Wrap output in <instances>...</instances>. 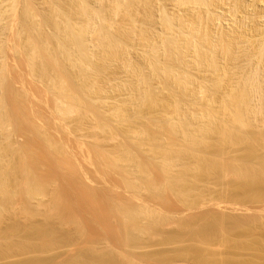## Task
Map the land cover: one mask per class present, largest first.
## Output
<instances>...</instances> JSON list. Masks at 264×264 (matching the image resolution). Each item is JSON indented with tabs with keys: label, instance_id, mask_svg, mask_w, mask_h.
Here are the masks:
<instances>
[{
	"label": "rangeland",
	"instance_id": "1",
	"mask_svg": "<svg viewBox=\"0 0 264 264\" xmlns=\"http://www.w3.org/2000/svg\"><path fill=\"white\" fill-rule=\"evenodd\" d=\"M33 1H35V2H33ZM71 1H72V3H71ZM73 1H74V5H73ZM75 1L76 0H67V1L66 0H58V1L57 0H48V1L47 0H27V4H26V0H0V11H1L0 14H2V15H0V18H1L0 19V30H2V31H0V45H1L0 50H2V51H0L1 52L0 53V76L3 78V79L0 78V105H1V107H0V121H1L0 122L1 123L0 129L2 127L4 128L3 130L1 129V131H0V134H1L0 135V138H1L0 139V148H1L0 153L2 154V156H1L2 158L0 159V163H1L0 166L3 168V169L0 168V171L2 170L1 173L2 172L4 173V171H5V173H4L5 175L1 176V178L3 177L4 180H1L0 182L4 181L2 184L3 186H4V183H7V184H5L4 188L1 187L2 193H4V194L0 193L1 194L0 195V197H1L0 198V204H1L0 206H2L0 208V212L3 210L5 211L4 212L5 214L3 213L2 218H1L3 221H0V226H1L0 227V231H1L0 232V250H1L0 251V264H29V263L30 264H37V263L38 264H77V263L78 264H84L85 262L88 263L89 259L96 264H98V263H103V264H221L220 259L218 257H217L218 258L217 259L214 256V253H222V252H232V253L234 252L236 254H239V256H237V258H236V261L238 264H245V263L246 264L247 263L248 264H264V188H262V189H247V190H240L239 191L238 189L233 187V184L236 183V179L233 176H231L233 174L231 171V169H232L231 163H230V165L228 163L231 161V158L236 154H231V156H230L231 158L228 157L230 152L232 151L230 148H229L231 150L230 152L228 151L229 149L228 150L226 149V151L224 153L222 152L223 154L221 153L222 156L219 154L220 164L223 166L225 165L223 167V169H222L223 171H221V173L220 172L215 173V175L212 173L213 178H212V175H210L211 173L208 174V175H210V178L213 179L212 181H210L211 179L210 178L208 179V177L207 178L204 177V178H206V181H205V179H203V181H202L201 178L198 179V182H195L196 180L194 181V184H193L191 190L194 189V185L196 186V188L194 189L193 192L192 191H191V193L189 192L190 196H189V198L187 197L188 198L187 202L189 201L190 197H191V201H189L187 203L185 200H183V198H181V196H182L181 194L179 195V193L174 191V189L170 190L169 188H167L169 190V192L165 191L163 193V195H160V197H158L157 195H155L156 193L154 194V192H151L149 189H151L150 188L151 183H153V184L157 183L158 185H160L162 187L167 184V182L165 181L166 180L165 176L161 175L162 171H160V169H157L156 165L153 163V162H155L156 164L157 163L159 164V161L157 162L156 159L151 160L152 161L151 164H153L152 165L153 169L150 168V170H152V171H150V173H151L150 176L152 175V180L149 179L150 178L149 177V178L140 180V182H139L138 179L135 180L136 177L133 174L134 171L132 173H129L131 180L132 181L134 180L136 182L138 181V183H140V187L141 186L143 187V188L141 187L140 189L138 188L137 191L136 190L132 191L133 189L129 188L130 185L127 182L128 181L127 178L129 180H130V178L128 177V175H126L125 173L120 171L119 168L118 169L114 168L115 164L113 163V160L111 158L112 155H109V153L113 154L114 151L116 150V147L120 144L119 142L116 141L117 138H119L117 140L121 141V143L124 141V137L122 135H120L121 132L119 130L122 131L126 128L132 129V128H137V127L139 128L140 127L138 125L140 123H138V124L135 123L137 121L135 117H134V119H132V121L133 120H135V121H133V122L131 121V123L128 124L127 127H124V128H122L118 123L115 122L113 124V123H110V122H112L110 119H106V121L110 123L109 126L111 125L110 130L112 129L113 131H115V133H116L115 135H118L117 133H119V135H118L119 137L116 138V136H115L114 137L115 141H114V138H113V140L109 139L108 137H106V134L104 135L102 133L101 134L97 133L96 135H98V134L99 135L95 136V139L98 140L97 141L98 144L95 145L94 139L88 138L89 137L88 135H91V134L88 133L85 135L86 132L80 133V132H83V130H81L79 132V126L83 124V121L86 122L83 125H86L88 123L87 121H89L86 118H85L86 120L84 119L85 116H83V115L81 116L80 114L77 115L78 113L73 114V117L71 118L72 119L71 120L70 119L71 116L69 118H65L63 115H61L59 113L60 111L59 112L56 111V108L54 107L55 104H54L53 92H51V89L53 88V86L50 89L51 85L53 84L51 82L53 80H55L56 77H58L57 75H62L61 72L63 69H64L63 73H65L66 68L67 69L71 68L70 70H73L74 67L71 65H70L71 67H68L69 65L66 64L68 61L65 60V56H64L63 51H61L59 49V47H56V45L55 46L53 45V44H55V40H54L55 38L54 37L52 38V36L53 35L55 36L56 33L54 32V30H52V28L55 29V26L53 25V23H50V22L54 19L53 22L55 23V18H56V20H60V21L64 19V15H61L62 13L58 12V10H56L57 8H59V5H60L63 8L68 9V10H69L70 6H74V8L70 7L73 9V10L70 9V11L71 10L73 11V12L72 11L71 12L73 14L72 18L75 20L74 22L77 23L78 25L80 23H82V25L86 24V23H83V21L86 22V20H88V17L86 16V14H83V11L81 12L80 9L78 7H76ZM92 1H93V3H92ZM100 1L99 0L98 1L87 0L85 4L89 8V10L91 9L90 12L94 11V9H95L94 12L96 14H98L99 11L101 10L100 13L101 14L103 13V18L105 17L104 16L105 14L106 15L109 14V16H110V13L107 12V10L110 8V6H108L109 4L107 3L108 0H104V1L100 0ZM102 1H103V3H102ZM131 1L132 0H129V1L123 0L122 4L124 5L125 9L123 8L122 12L118 16L115 17L116 20L114 18V20H115L114 22L117 23L118 21L121 20L122 22L120 21V23L119 22L118 23L119 24L123 23V25L121 27V25L117 26V25H119L118 23L113 24L115 26L112 29L114 30V29H116V27H120V30H121L124 27V24H125L124 22L126 21V19H127L126 22H128L129 20L133 21L135 19L136 23H134L135 27L133 29H136V27H137L138 31H136L137 37H135L134 43L135 42L137 43L139 40H140L139 44H141L143 42V38H140V36L142 34H140L138 32L142 31V33H144V30H145V33H148V37L149 36L152 37L151 34L156 35L153 37H157V35L161 36V34H162V36L163 35L164 36L169 35L168 37L172 38V36H170V34H168V33L166 34V32H169V31H166L167 27L165 26V23H164V26H165L166 30L163 27V23H161L163 20H165L166 17L164 18L163 15L167 11L170 14L166 13L165 16H168V18H169V16L170 17L172 16L171 20L172 21L176 20V21H173V23L176 22L174 24V26H176L175 28H179L180 23L182 21H183L182 22L183 24L189 25L188 21H189V23H192L193 20L199 21V19L201 18L200 23L202 22V26H201L202 28L201 29L203 31V32L202 31L201 32L204 33L207 29H208L207 30L208 33H210L211 31H216V32L218 31L216 34L218 35V37H221V38H222V36H225L224 32L226 33L227 30L228 31H240L241 28H242V30L247 29L246 32L250 33L248 35H250L251 39H253L255 37V39H253V40L258 41V42H256V41L251 40L252 44L249 46H251L252 48L248 47V49L254 50L257 48V51L260 49L259 50L260 52H261V50L264 52V50L262 49V46H264V44H261L264 42V29H263L264 28V26H263L264 25V19H263L264 18V0H219V2L216 0H206L208 2L212 1L211 3L209 2L210 4L207 2L209 8L211 5H213L211 8L212 12L210 10H206L208 8V6L204 7V6H206V5H204L205 3H202L203 4V7H202L200 5L201 2H200V4L198 2V5H200V6L197 7L198 5L196 4L197 3L196 0H195L196 2L193 1L191 6H186L188 8L185 7L187 11L184 8L185 5L179 6L180 5L179 2L181 0H178V2H177V0H171V1L170 0H149V1L148 0H142L143 2L141 0L140 1L138 0L135 2L132 1V3H131ZM144 1H146V2L144 3ZM173 1H174V3H173ZM61 2H63L64 4H67V7H65L66 5H64V4H63L64 5L63 6ZM108 2L110 3V1H108ZM129 2L131 3V5L129 4ZM136 2H137V4H138V2L140 4L137 5ZM214 2L217 4H215ZM49 3H52V4H49ZM133 3H135V5ZM219 3H221V4H219ZM29 4H31V5H29ZM68 4H70V5H68ZM146 4H147V6H146ZM177 4H179V5H177ZM240 4H241V6H240ZM27 5H28V7H26ZM51 5H53V6H51ZM103 5L106 6L105 9H104ZM125 5H126V7H125ZM174 5H176V6H174ZM193 5H195V6H193ZM45 6H47V7H45ZM127 6L128 7H131V6L136 7V9H134L133 7L128 8ZM236 6H237V8H236ZM213 7L217 8L216 11H219V8H220L221 11L215 12V13H218L217 14L218 16L211 17L214 15L215 8L213 9ZM25 8L28 9L29 11H27ZM30 8H31V10L32 9H34V10H32V12H31ZM76 8H78L79 12H81L82 14L77 12L78 9H76ZM49 9H50V11H49ZM65 9H64V11L69 12L68 10H65ZM126 9H128V10L132 9V12H133V10L135 12H133V14H132V12L129 13L131 10L127 11ZM2 10H3V12H2ZM104 10L106 12H104ZM150 10H152V11L150 12ZM25 11L28 13H26ZM44 11L46 12V14ZM64 11H63V13H64ZM123 11H124V13H123ZM29 12L32 15H28ZM71 12H69V14H71ZM152 12H154V13H152ZM194 12H195V14H197V16L194 14ZM204 12L207 13L208 15L207 14L205 15ZM210 12H211V14H210ZM228 12H230V13H228ZM212 13H213V15H212ZM222 13H224V14H222ZM56 14L59 16L58 18L56 16ZM121 14H123V16ZM156 14L159 16H157ZM200 14L201 15L203 14V16H201ZM4 15L6 18L4 17ZM76 15L77 16L80 15L79 16L80 18L79 17L76 18L77 17ZM127 15H131L134 18L132 19L131 16H127ZM148 15H149V17H148ZM194 15H195V17H193ZM235 15H236V17H235ZM28 16L34 17L35 21H37L36 23L39 24L40 26H41V22H43V24L40 28L43 27L41 32L43 31L42 33H43L44 38L46 39V37H45V35H46L48 42H49V39H50V41L54 40V42H50V43H52L51 46H54V47H51V49H53L54 53L57 52L56 54H54V57H55V59L58 57L57 58L58 61L57 60L56 61L59 63V64L57 63V66L59 68L57 67L58 69H56V67H55V72H54V68H52V65H50V63L48 62V64H47L48 66L46 67V70H45V67L43 69V71H45V77L43 75L44 72L41 69L42 67L39 64L38 65L40 68L36 67L38 65H36V66H35V64L33 65V63H35V62L32 61V58L29 54L30 51H27V48H28V50L30 49L29 47H27L28 36H26V33H25V29H26V27H28L29 22H30V20H28ZM37 16H38V18H37ZM81 16L83 19L81 18ZM85 16L87 18H85ZM109 16H106L107 19ZM126 16L128 18L130 17L131 19L130 18L128 19ZM146 16L148 18H151L152 21L154 20L153 22H155V23H153V22L149 23L148 21H146V18H147ZM173 16H175L174 19H173ZM205 16H207V17H205ZM222 16L223 17L226 16V17L222 18ZM232 16H233V20H232ZM39 17H41V18L39 19ZM49 17H51V18L54 17V18L49 19ZM123 17H125V18H123ZM176 17H177V19H176ZM196 17L197 18L199 17V18L197 19ZM202 17L204 20H202ZM218 17H220V18H218ZM242 17H243V19H242ZM251 17H253V18H251ZM65 18H66V15H65ZM67 18H69V17L67 16ZM75 18L79 19V21L76 20ZM161 18L163 20H160ZM181 18H183V20ZM188 18L189 19L191 18L190 19L191 21ZM192 18H194V19L192 20ZM205 18H207V19L209 18V20H207ZM213 18H214V21L217 18L219 19V21H221V23H220L219 21L217 22L218 19L216 20V23L219 26L218 27H217V25L214 26L215 29H214V27L210 28L215 23V22H213ZM223 19H225L226 21ZM45 20H48V22ZM159 20H160V22H159ZM236 20H237V22H240V23H237ZM245 20H246V22H244ZM207 21H208V25L210 27L207 25ZM209 21L212 23H210ZM230 21H231V23H230ZM96 22H97V20H96ZM147 22L149 25L151 24L152 26L151 25L149 26L148 24H146ZM177 22H179V24ZM203 22L205 24H203ZM225 22H227L226 24L229 27L225 24ZM48 23H50V24L45 26V24H48ZM97 23H99V21ZM129 24H128V26H129ZM160 24L162 25V27H160ZM176 24H178L179 27ZM222 24H223V26H222ZM232 24H234V25H232ZM8 25H9V27H8ZM204 25L208 26V27L206 26L207 29L205 28ZM241 26H243V27H241ZM126 27H127V23L125 24L124 28H126ZM153 27H154V29H149V28H153ZM244 27H245V29H244ZM128 28L129 27H127V29ZM171 28H172V30L174 29L173 26ZM22 29L24 30V33H23V31L21 32ZM118 29L114 30V32H112L113 31L112 30L111 32H112L113 36H116L118 34V38L121 40L123 38V35L125 34L123 32H127V30L126 29H124V31L121 30L120 32L123 34L122 35L121 33L118 32L119 31ZM157 29H159V30H157ZM161 29H163V30H161ZM209 29H211V30H209ZM96 30H98V29H96ZM154 30L155 31L157 30L159 33L157 31L154 32ZM174 30L175 31L170 30L171 34H172V32H174L172 34L173 38H174V36H176L175 34L177 33L178 29H174ZM255 30H256V32H255ZM67 31L69 33V30H67ZM219 31L222 34L219 33ZM251 31H253L254 33H252ZM44 32H46V33H44ZM115 32H117V33L114 34ZM149 32H153V33L149 34ZM164 32H165V34H164ZM178 32H181V31L179 30ZM20 33H22V34H20ZM72 33H73V31H72ZM208 33H206V34H208ZM251 33H252V36H251ZM96 34H97V32L95 33V35L92 36V38L96 37L97 36ZM177 34L178 35L176 37H178L180 33H177ZM257 34H258V39H256ZM4 35H6V36H4ZM98 35H99V33H98ZM127 35H125V38H123L124 40L126 39ZM21 36H23V37H21ZM166 37H164V40L165 39L167 40L168 37L167 38ZM181 37H182V35H180V37H178V38H181ZM114 38H116V37H114ZM136 38H138V39H136ZM161 38L162 37H160V38L157 37L156 39L157 40L160 39L159 41H161ZM96 39H97V37H96ZM181 39H183V38H181ZM162 40H163V38H162ZM89 41L91 42L92 39H90ZM94 41H95V39H94ZM94 41H92V43L89 42L90 44L88 43V41L86 42L87 47L90 45L92 46V47L90 46L91 48H89V50L93 49L92 51H89V52H91V54H89V52L88 53L85 52L86 55L83 54L84 56H81L82 59L84 58L83 61L86 60L84 62L85 64L87 63L86 66H89L88 62L90 63L91 58H93V56L96 57L95 55H97V57L93 58V59H95V60L97 59L96 60L97 62H99L100 57H102V59H103L100 61H103V62L109 59V57L107 59V54L103 56V54H102L103 52L100 53L102 48L99 49V47H97L99 42L95 41V45H94V43H93ZM97 41H98V39H97ZM123 42L121 44L125 45V43H123ZM125 42H127V41L125 40ZM256 43H257V45H256ZM182 44H184V43H182ZM259 44H261V45H259ZM143 45L144 44H142L141 46L140 45L138 46V44H136L137 47L136 46L135 47H126V45L122 46L120 48L121 49L120 53L122 56L119 55V57H121V58H118L117 61H115V63H117V64H113V66L110 68V70L113 71V74L111 71H110L111 74H110V72L108 73L107 71H104L107 69H104L103 66L101 69L98 68V67H100L101 64H99L97 67V69H99V70H96V71L94 70V72L92 70H90L92 72H90L89 74L93 75V73L101 71L100 73H96L98 75V77H100V82L98 80V83L100 84V86H103V84H104V87L106 86L107 83H110V84H107L109 86L105 87V88H107L106 90H108L109 88L113 87L115 84L114 81L111 84V82H112L111 76H113L114 73L118 70V69L115 70V68H117V67L120 68L121 66L123 67L125 64L127 65L128 63L132 67H135L138 65L142 66L144 69L146 67L147 69L149 68L148 72H150L149 75H147V76L149 77V79H152V81L150 80L151 83L153 82L152 88L150 89V93H152V95H150V97H153L152 99L156 100V101H158V100L163 101V99L169 98L168 96H169L171 90H173V91L175 90V92L176 91L178 92L181 85L179 83H176L173 79H171V80L167 79L166 80V78H164V80H166V81H164L163 78L161 77L162 75H159V74L157 75L156 73L152 72L153 70L150 67H147L148 63H146V61H148V59H146L145 57H147L149 55V53H151V50L149 47H144ZM185 46L186 47H183L184 48L183 50H188L189 47L187 48L186 44H185ZM56 48H58L57 51H56ZM124 48H126V49H124ZM127 48L128 49L131 48V49L128 50ZM105 49L106 48H104L102 51H104ZM123 49H124V51H123ZM249 50H247L248 53H249ZM253 50H251V52H250V57H249V54L247 52H246L247 55L244 54L245 52L242 53L245 55V57L247 59L244 57H241L242 54L238 55L240 58H244V59L243 60L242 59L236 60V61L240 62V63H238V62L237 63H238V65H240L241 68H237L238 65L236 66V64H235L236 61L234 62L235 66H236V70H235V66H233L234 64H231L230 58L226 61L227 58L225 56H223V53L221 51H220L221 54L220 53L216 54L217 56L214 57V60L215 59L217 60L218 58L223 56V59L221 57L217 61L219 63V61H221V59L225 60L224 62L222 61V63H224L225 65L224 64L222 65V63L220 62L221 66H225V67H226V64L228 62L227 70H229V72L227 70H225L226 68L224 67V70L228 72L227 73L228 76L230 74V68L233 66L232 70L234 69V71H231L232 72L231 75H233L231 77H233L232 79L234 82L237 81V79L234 80V77L239 74L240 69H241L240 72H242V71L245 72L244 74H246L248 76V78H249V74L252 76L253 74L258 75L259 73H262V75L259 74L261 76H258L259 80H257V82H259V83L261 82L260 84H261V87L263 89V90H261V92L263 91L262 92L263 95H262V93H260V95H262V97L260 95L257 96L258 98L261 97V98H259V102L261 104L258 102L257 98H256L257 100L254 98L255 99L254 101H257L255 103L256 104L258 103L257 106L261 105V107L260 106L256 107L257 108L256 110L257 111L259 110L258 112H261L264 110V109L261 110L262 107H264V106H262V105H264V85L262 84L263 83L262 80L264 79V77H262V76H264V73H263V71H264L263 70L264 69V65H263L264 64V61H263L264 56L262 55L263 52H261V57L263 59H260V57L258 58L257 55L259 56V54H257V55H255V54L259 53V51L257 52L256 50H254L255 51L254 52ZM98 53L102 54V56H98ZM92 54H93V56H92ZM31 55H32V51H31ZM123 55H124V58H123ZM33 56L34 55H32V57ZM89 56L90 57L92 56V57L90 58ZM105 56H106V60H104ZM254 56L257 57L256 58L257 60L258 59L259 60L257 61L256 59H254ZM164 57L166 58V56H164ZM224 57L226 59H224ZM30 58H31V60H30ZM122 58H123V60H122ZM165 58L163 60V63H165L164 62ZM125 59H127L129 62L126 61ZM245 59L249 62H251V60L253 59L254 63L253 62L252 63H249V62L245 63L244 62ZM33 60H34V57H33ZM30 61H31V63L33 62L32 65H31V63H29ZM124 61H126L127 63ZM256 61H257V63H256ZM261 61H262V63H261ZM119 62H122V64ZM92 63H93V61H91V64ZM112 63H114V62H112ZM68 64H70V63L68 62ZM230 64H231V66H230ZM251 64H253V65H251ZM259 64H261L260 70L258 68ZM126 65H125V67H127ZM228 65L230 66V68H228L229 67ZM33 66L36 67L35 70H34ZM247 66L250 68L252 67L251 68L252 70H250V68L248 69ZM37 68L40 70H38ZM245 68H247V69H245ZM253 68H256L257 71H255ZM102 69H104V70H102ZM147 69H145V70H147ZM237 69H239L238 73H237ZM60 70H61V72H60ZM70 70H68V73H70V74H68L67 70H66V74H68L69 76L71 75V72H72ZM75 70H76V68H74L73 71H75ZM178 70L180 72V69H178ZM244 70H246V71L249 70V73L244 71ZM39 71H42V72H39ZM48 71H50V72H48ZM108 71H109V69H108ZM252 71H253V73H252ZM258 71H259V73H258ZM235 72L237 73L236 75H235ZM47 73L49 75L52 74L53 75V76L51 75L52 78L55 76V74H56V76L53 79H51V76L48 75L49 77L47 78V76H46ZM76 73H77V71L73 72V74H76ZM128 73H129V75H128ZM128 73H125V75L126 76L128 75V77H130L131 76L130 72H128ZM39 74H40V76H39ZM96 74H94V75H96ZM99 74H100V76H99ZM144 74L146 76V74H148V73L146 72ZM191 74L194 75L195 78H197V81L195 79L196 83L199 82L198 77H196L197 74L200 77L199 79H201V80L204 79V78H202L204 75L200 76L199 74H201V73L199 71H198V73L196 71H192ZM244 74L240 73L239 76L240 75L243 76ZM109 75H111V76H109ZM246 75H244V76L247 77ZM64 76L66 77L65 74L63 76H59V77L64 78ZM101 76H104V78H101ZM157 76L160 78H157ZM208 76H210V75H207V77ZM108 77H109V79H108ZM231 77L230 78L228 77V80L226 78V80L229 81V79H230V81H231ZM209 78H211V77H209ZM56 79H58V78H56ZM101 79L102 80L104 79L103 80L104 83L101 82ZM108 80H110L111 82ZM48 81H50V82L48 83ZM50 83H51V85H50ZM163 83H164V85H163ZM196 83H195V85H193L194 87L191 90L193 91L197 88L199 91V88H200V91H201L202 86L201 87H198V86H200L202 84V82H199L200 85L197 84L198 86L196 85ZM48 85H49V87H48ZM111 85H113V86H111ZM177 85H178V87H177ZM197 89L194 92H196ZM147 91H148V89H147ZM124 92H123V94H124ZM222 93H223V91H222ZM128 94H129V92L127 94H124L125 96H123V97L126 98V96ZM121 95H122V93H121ZM121 95L119 97L122 98ZM219 95H220V93L215 94V96L218 97V99H219ZM186 96H187V94H186ZM119 100L120 101H118V100L117 101L122 102L121 99H119ZM122 100H124V99L122 98ZM99 103L101 104V101H99ZM99 103H97V104H99ZM256 104L253 106H256ZM19 105H20V107H19ZM95 106H96V104H95ZM259 107H260V109H258ZM95 108H96L95 110L98 109L97 106ZM18 109H20V110H18ZM201 109L202 108L199 107V109L197 108V110L191 111L192 113L189 112L190 110L188 111V109H187L186 111L184 110L185 113H182L183 111H181L182 115L181 114H178V115H180L182 117L183 116L190 117V115H191V117L194 118V114L196 113L195 111H199L198 113H200V114L197 113L196 114L197 116L201 115V112H202ZM147 110L150 111L151 114L156 119L159 117H162V119H164V124L163 123L161 124L162 120L159 122L163 126L164 131L161 130L162 126H160V124L156 122L158 120H155V122L152 121V123L154 124V125L153 124L152 125L155 127H152V125H151L152 129L157 128V131L161 130L160 133L158 131V136L160 135V138H161V136L163 139L165 138L164 139L165 142L163 143L162 139L160 140V142L162 141V143L164 145L166 144L165 146L175 145V142H176L175 139H177V137L175 138V137L171 136L168 132V129L170 127L169 125H170L171 121L174 122L173 125L177 124V121L174 118L178 117V116L173 115L171 111H164V110L160 111L158 109L149 110L148 108H147ZM7 113H8V115H7ZM2 114H3V116H2ZM185 114H189V115H185ZM196 115H195V117H196ZM203 115H206V114L203 113ZM263 115H264V112L262 115H259L258 122L257 123L255 122L256 124H259V126L255 124V127H257V131H259L260 126H262L260 128L261 131L262 132L264 131V124H263L264 123V116ZM75 116H77V117L79 116L80 119H83V121H81V120H80L81 122L78 121L79 118L77 120V117H75ZM137 116H139V115H137ZM139 117H137L138 121H139ZM220 118H221V116H220ZM220 118L218 120H220ZM221 119H223V118H221ZM260 119H262L263 122L262 121L260 122ZM6 120H8V121H6ZM173 120H175V121H173ZM220 122H221V124H220ZM220 122H218V123L220 126H222L223 120H221ZM259 122L262 124H260ZM115 124H117V125H115ZM88 125H90V124H88ZM171 125H172V123H171ZM192 125H194V124H192ZM119 126H120V129L117 128ZM158 126H160L161 128H159ZM217 129H220V128L218 127ZM6 130H7V132H6ZM236 130H238V129L236 128ZM3 131H4V133H3ZM154 131H156V130H154ZM157 131H156V133H157ZM261 131H259V132H261ZM5 133L6 134L8 133L7 134L8 136ZM120 136L123 139H121ZM125 140H126V138H125ZM212 141L214 143L215 141H217V138H216V140L212 139ZM48 143H50V144H48ZM129 143L130 142H128V144H127V140H126L122 144L123 145L124 144L129 145L128 146L129 150H130V148L133 149L134 145H132L131 143L129 144ZM127 145H126V147H127ZM55 148H57V149H55ZM61 148L63 151L61 150ZM24 149H26V150H24ZM2 150L6 152L7 156H6L5 152H3ZM12 150H13V152H12ZM53 150H55V151H53ZM16 151H18V152H16ZM133 151H135V149H133ZM233 151L231 153L235 152V151L234 152ZM135 152H136V154L138 153L137 154L138 156L136 155L137 157H139V158L142 157V159L138 158L141 161V163H144L145 162L144 159L146 158V157H144L145 155L143 154V156H142L140 152H137V151H135ZM103 153L105 156L103 155ZM211 154H209V155L211 156ZM108 155L111 157H109ZM209 155H208V157H209ZM221 157H222V159H221ZM3 158H5V159H3ZM261 159L264 160V152H261ZM1 160H2V162L3 161H5V162L2 163ZM19 160H20V162H19ZM106 163H107V165H106ZM205 163L203 162V164H201L200 162H198L196 165L200 164L198 166L200 169V166L201 165H202L201 167H203V165L205 166ZM112 164H114V165H112ZM207 164H206V166H207ZM154 166H155V168H154ZM150 167H151V165H150ZM207 167L201 168L200 173L202 172L204 174H207V173H205L207 171L203 170V169L207 170ZM21 170H22V172H21ZM107 171H108V173H107ZM180 171H183V169L181 168V170H180V168H178V172H179L178 176H181ZM116 172H117V174H116ZM130 172H131V170H130ZM28 174L31 176H29ZM177 174L178 173H176L175 175L177 176ZM226 174H228V175H226ZM16 175H17V177H16ZM208 175H206V176H208ZM4 176H8V177L6 178ZM132 176H133V178H132ZM20 178L22 181L20 180ZM153 180H154V182H153ZM28 181H29V183H28ZM42 182H43V184L44 183L45 184L43 185ZM2 185L0 184V186H2ZM41 185L46 186V187H42ZM214 185H215V187H214ZM49 187H52V188H49ZM19 188L20 189L22 188V189L20 190ZM25 188H28V189L26 190ZM128 189H129V191H128ZM3 190H6V191H3ZM42 190H43V192H42ZM172 190L174 191V193ZM152 191H153V189H152ZM227 192H228V194H227ZM21 193H24V194H21ZM176 193L180 197L176 196L177 195ZM34 195H37V196H34ZM39 195H41V196L39 197ZM17 196H18V198H17ZM48 196H50V197H48ZM15 197H16V199H15ZM153 197H154V199H153ZM160 199H162V200H160ZM42 200H43V202H42ZM9 201H10V203H9ZM30 201H31V204H30ZM53 202H54V204H53ZM129 202H130V204H129ZM114 203H115V205H114ZM38 204H39V206H37ZM46 204H48V205L46 206ZM256 204H257V206H256ZM120 205H122V206H120ZM124 207L127 210L129 209L128 211L133 212V213L131 212V215H132V217L135 216L134 217L135 220L133 218L134 221L129 220V219L128 220L125 219V220H127V221H125L123 219L126 217L124 215H121V213L123 214ZM30 208H31V210H30ZM58 208H60V209H58ZM51 210H53L54 212ZM46 211H48V212H46ZM63 211H64V213H63ZM118 212H120V214ZM124 212H125V210H124ZM4 215H6V216H4ZM138 218H140V219H138ZM120 219H122V220H120ZM158 219H159V221H158ZM203 220H204V222H203ZM130 221H131V223H130ZM150 221L155 223V225L153 223V225H152L153 227L149 226V224L151 223ZM163 221H165V222H163ZM156 222H157V224H156ZM40 225H42V226L40 227ZM127 225H129V226H127ZM133 225L134 226L137 225V226L134 227ZM126 228H127V230H126ZM116 229H118V230H116ZM223 229H224V231H223ZM36 230H37V232H36ZM39 231H41V232H39ZM1 234H3V235H1ZM36 235H38V236H36ZM39 236H41V237H39ZM213 246H215V248ZM87 247H89V248H87ZM195 248L200 249L201 252L198 254H195V255L192 254V252H194L193 249H195ZM19 249H20V251H19ZM120 251H121V253H120ZM3 253H5V254H3ZM91 261L89 262V264L91 263Z\"/></svg>",
	"mask_w": 264,
	"mask_h": 264
},
{
	"label": "bare ground",
	"instance_id": "2",
	"mask_svg": "<svg viewBox=\"0 0 264 264\" xmlns=\"http://www.w3.org/2000/svg\"><path fill=\"white\" fill-rule=\"evenodd\" d=\"M48 1V0H47ZM58 1V0H57ZM67 1V0H66ZM87 0H76L75 1V5L76 7H78L80 9V11L82 12L83 11V14H86V16L88 17V20H86V22L83 21V23H86V24H83L80 23L79 25L77 23H75L74 19L72 18V8H74V6H70L72 8L69 7V10L68 9H65L63 8L62 6L59 5V8H57L56 10H58V12H61L62 14L61 15H64V19L63 20H56L55 18V23L53 22L54 19L50 22V23H53V25L55 26V29L52 28V30H54V32L56 33V35L52 36V38L54 37L55 39V44H53L54 46L56 45V47H59V49L61 51H63L64 53V56H65V60H67L70 64H68V62L66 63L67 65H69L68 67H71L73 66L74 68H76L75 71H77L76 74H73V70H70L71 68L67 69V73H68V70L72 71L71 72V75L69 76L68 74H66V70H65V73L64 72V69L60 70V72L62 73V75H57L58 79L55 78V80H53L51 83H53L50 87L51 89V92H53V98H54V107L56 108V111H60L59 113L61 115H63L65 118H69L70 116V119L73 117V114H77V115H83L85 116L84 119H88L89 121H87L88 123L86 125H83L84 123H86L85 121H83V119H80V117L78 116H75L77 117V120L79 118L78 121H83V124L79 126V132L81 130H83V132H80V133H85L86 134H91V135H88L89 137L88 138H91V139H94L95 141V145H97V141L95 139V136H98L96 135L97 133H102V134H106V137H108L109 139H112L116 136L119 137V133H117L118 135H115V131H112L110 130V126L109 124L110 123H118L122 128L124 127H127L128 124L131 123L132 119H134V117L136 118V122L135 123H140L138 124L140 127L138 128H132V129H124V130H119L121 132L120 135H122L124 137V141L125 142L127 140V144L128 142H130L132 145H134V148L135 151L137 152H140L141 155L143 156V154L145 155L144 157H146L144 160L145 162L144 163H141V161L139 159H142L137 157L138 153L136 154L135 151H133L132 148H130V150L128 149V146L126 147V145L122 144L121 141H118L117 138L116 141L119 142L120 144L116 147V150L114 151L113 154L109 153V155H112L109 156L112 158L113 160V163L115 164L114 168L115 169H120V171H122L123 173H125L126 175H128V177L130 178L129 176V173H132L134 171V176L136 177L135 180L138 179V181L140 182V180H143V179H146V178H149L152 180V175L150 176V168L153 169L152 165V161L151 160H154L156 159V161L158 162L159 161V164L157 165L155 162H153L157 169H160V171H162V174L163 176H165V181L167 182V184L165 186H160L158 185L157 183H149L150 184V188L149 189L151 192H154L155 195H157L158 197H160V195H163V193L166 191L169 192V190L167 188H169L170 190L171 189H174V191L178 192L179 195L181 194V198H183V200H185L187 202L190 194L189 192L191 193V191L193 192L194 189L196 188V186L194 185V189H192V186L194 184V181L195 182H198V179H205L206 181V178L208 177V179L210 178V175H212V173L215 175V173H221V171H223V165L220 164L219 160H220V156L219 154L221 155V153L225 152L226 149L228 150L229 148L234 152V153H231L232 151L229 149L228 151L230 152L229 156H231V154H236L234 155L232 158H231V161L228 163L230 165L231 163V171H232V175L235 179H236V183L233 184V187H235L236 189H238L239 191L240 190H247V189H262L264 188V160L261 159V152H264V131L262 132L261 131V127L259 128V131H257V127H255V124L258 122L259 120V115H262L263 112H264V107H262L261 112H258L256 109V107L260 106L261 105H258L255 103L257 101H254L256 98L258 99V102H259V98L262 97L263 95V91L261 92L262 87H261V82H257L258 79V76H261L262 73H258L261 74V75H250L249 74V78L246 74H244L245 72H240L239 69H237V73H238V70H239V74L243 73L244 75H246L247 77H245L244 75L243 76H239L236 75L237 73L235 72V76L234 77V80L237 79V81H233V75H231V71H234V69L232 70L233 66H236L238 65V61L236 60H240V59H244L246 58L245 55H247L248 51V47H251L249 45L252 44V41H256V40H253L255 39V37L253 39H251L250 34L249 32L247 33L246 30H242V28L240 29V31H228L224 34L225 36H222L221 37H218V35L216 34L217 32L216 31H211L210 33L207 32V28L206 26L208 25V21H207V25L205 26V28L207 29L204 33H202V22L200 23V19L199 21L198 20H193L194 18H192V23H189L188 21V24H183L182 20L183 18H181L180 21V27H179V22H177L178 24H176L179 28H175L176 26H174V24L176 23H173V21H176V20H171L172 19V16L168 18V16H165L166 13H169L166 11V13L163 15L165 20H163L162 18L160 20H163L161 23H163V27L165 28V26L167 27V30L165 28L166 31H169V32H166V34H170L171 37H168L169 35H166V36H158L157 37H162L161 38V41H159L160 39H156L157 37H153V36H156V35H152L148 37V33H145V30H144V33L141 32H138L140 34H142L140 36V38H143V42L141 44H139V41L136 43H134V39L135 37H137V27L136 29H133L135 27V24L136 23V20L134 19L133 21L129 20L128 22L127 19L126 21L124 22L125 24L127 23V27H131L129 30L125 27V24H124V27L121 29L124 31V29L127 30V32H123L125 33L124 35L120 32V27H116V29L114 30H117L118 28V32L121 33L123 35V38H125V35H127L126 37V41L123 39H119L118 38V34L116 36H113L112 35V32H114V30L112 28H114L115 25L113 24H117L118 22L120 23V21H118L117 23L114 22L116 20V16H118L121 12H122V9L124 8V5L122 4L123 3V0H108L110 1V3L107 1V3L109 4L108 6H110V8L107 10L108 13H110V16L109 14L108 15H104L105 17L106 16H109L108 19L107 17L103 18V13L101 14L100 11L98 14H96L94 11L90 12L89 8L87 7V5L85 4ZM95 1V0H94ZM98 1V0H96ZM100 1V0H99ZM104 1V0H103ZM102 1V3H103ZM129 1V0H128ZM132 1H138V0H132ZM131 1V3H132ZM140 1V0H139ZM142 1V0H141ZM149 1V0H148ZM171 1V0H170ZM194 2L197 1V5H198V2L200 4L201 2V6L203 7V4L202 3H205L204 7H207L208 6V1L206 0H181L179 2V6H184V8L186 6H191V4ZM219 2V0H216ZM35 2V1H33ZM41 2V1H40ZM60 2V1H59ZM58 2V3H59ZM64 2V1H63ZM63 2L62 5L64 4ZM101 2V1H100ZM143 2V1H142ZM146 1H144L145 3ZM178 2V0H177ZM208 2V3H207ZM212 2V1H211ZM210 2V3H211ZM221 2V1H220ZM244 2V1H243ZM25 3V2H24ZM38 3V2H37ZM67 3V2H66ZM72 3V1H71ZM93 3V1H92ZM106 3V2H105ZM128 3V2H127ZM131 3L129 2V4L131 5ZM174 3V1H173ZM190 3V4H189ZM209 3V4H210ZM215 3V2H214ZM26 4H27V0H26ZM25 4V5H26ZM49 4H52V3H49ZM125 4V3H124ZM135 5V3H133ZM137 4V2H136ZM138 4H140L138 2ZM137 4V5H138ZM217 4V3H215ZM214 4V5H215ZM221 4V3H219ZM224 4V3H223ZM236 4V3H235ZM245 4V3H244ZM31 5V4H29ZM41 5V4H40ZM46 5V4H45ZM66 5L65 7H67V4H64ZM63 5V6H64ZM70 5V4H68ZM72 5V4H71ZM73 5H74V1H73ZM102 5V4H101ZM105 5V4H104ZM103 5V6H104ZM127 5V4H126ZM125 5V7H126ZM133 5V6H134ZM150 5V4H149ZM196 5V6H197ZM200 5H198L197 7H199ZM227 5V4H226ZM239 5V4H238ZM2 6V5H1ZM36 6V5H35ZM53 6V5H51ZM94 6V5H93ZM133 6L131 7H128V8H132ZM147 6V4H146ZM176 6V5H174ZM195 6V5H193ZM213 5L208 6V8L206 10H211ZM241 6V4H240ZM6 7V6H5ZM28 7V5L26 6ZM33 7V6H32ZM31 7V8H32ZM47 7V6H45ZM139 7V6H138ZM30 8V11L32 12V9L31 10ZM76 8V9H78ZM106 8V6H104V9ZM134 9H136V7H133ZM181 8V7H180ZM188 8V7H186ZM185 8V10H186ZM215 7H213L214 9ZM237 8V6H236ZM235 8V9H236ZM2 9V8H1ZM26 9V8H25ZM24 9V10H25ZM45 9V8H44ZM48 9V8H47ZM65 10H68L69 12H71V14H69V12L67 11H64ZM70 9H72L70 11ZM79 9L77 10V12H79ZM93 9V8H92ZM125 9V8H124ZM149 9V8H148ZM147 9V10H148ZM151 9V8H150ZM202 9V8H201ZM217 8H215L214 10V15L212 13L213 16L211 17H214V16H218L217 14L218 13H215V12H219L221 11L220 8H219V11H216ZM223 9V8H222ZM239 9V8H238ZM23 10V11H24ZM27 11H29L28 9H26ZM43 10V9H42ZM98 10V9H97ZM111 10V11H110ZM127 11H130L129 13L132 12V9H126ZM184 10V9H183ZM190 10V9H189ZM233 10V9H232ZM6 11V10H5ZM46 11V10H45ZM44 11V12H45ZM50 11V9H49ZM52 11V10H51ZM64 11V13H63ZM125 11V10H124ZM123 11V13H124ZM152 10H150L151 12ZM165 11V10H164ZM187 11V10H186ZM185 11V12H186ZM191 11V10H190ZM193 11V10H192ZM195 11V10H194ZM197 11V10H196ZM224 11V10H223ZM234 11V10H233ZM237 11V10H236ZM240 11V10H239ZM1 12V11H0ZM3 12V10H2ZM26 12V11H25ZM47 12V11H46ZM45 12V14H46ZM57 12V13H58ZM81 12H79L80 14H82ZM95 14H94V13ZM103 12V11H102ZM104 12H106L104 10ZM133 12H135L133 10ZM132 12V14H133ZM189 12V11H188ZM209 12V11H208ZM210 12V14H211ZM226 12V11H225ZM28 13V12H26ZM34 13V12H33ZM56 13V12H55ZM78 13V14H79ZM126 13V12H125ZM154 13V12H152ZM151 13V14H152ZM164 13V12H163ZM187 13V12H186ZM205 13V12H204ZM230 13V12H228ZM246 13V12H245ZM59 14V13H58ZM77 14V15H78ZM101 16H100V15ZM128 14V13H127ZM136 14V13H135ZM170 14V13H169ZM195 14V12H194ZM207 13H205L206 15ZM216 14V15H215ZM224 14V13H222ZM227 14V13H226ZM235 14V13H234ZM244 14V13H243ZM2 15V14H0ZM9 15V14H8ZM28 15H32L29 14ZM65 15H66V18H65ZM71 15V16H70ZM76 15V16H77ZM123 16V14H121ZM125 15V14H124ZM154 15V14H153ZM157 15V14H156ZM197 16V14H195ZM195 15L193 17H195ZM201 15V14H200ZM208 15V14H207ZM228 15V14H227ZM226 15V16H227ZM10 16V15H9ZM27 16V15H26ZM48 16V15H47ZM46 16V17H47ZM57 18L59 17L57 14H56ZM67 16L69 18H67ZM80 16V15H79ZM79 16H77L76 18H78ZM85 16V18H87ZM100 16V17H99ZM121 16V17H122ZM127 16H131V15H127ZM126 16V17H127ZM136 16V15H135ZM159 16V15H157ZM177 16V15H176ZM187 16V15H186ZM203 16V14L201 15ZM220 16V15H219ZM225 16V17H226ZM262 16V15H261ZM3 17V16H2ZM5 17V15H4ZM36 17V16H35ZM62 17V16H61ZM147 17V16H146ZM149 17V15H148ZM146 18V21H148L149 23L153 22L151 18ZM153 17V16H152ZM207 17V16H205ZM222 16V18H225ZM236 17V15H235ZM249 17V16H248ZM6 18V17H5ZM4 18V19H5ZM8 18V17H7ZM11 18V17H10ZM38 18V16H37ZM41 17H39L40 19ZM54 18V17H52ZM51 17H49V19H52ZM75 18V19H76ZM80 18V17H79ZM82 18V16H81ZM115 18V20H114ZM125 18V17H123ZM128 18V17H127ZM130 18V17H129ZM128 18V19H129ZM131 18L133 19L134 17L131 16ZM130 18V19H131ZM175 18V16H173V19ZM197 18V17H196ZM199 18V17H198ZM197 18V19H198ZM220 18V17H218ZM217 18V19H218ZM221 18V19H222ZM238 18V17H237ZM253 18V17H251ZM1 19V18H0ZM44 19V18H43ZM61 19V18H60ZM66 19V20H65ZM83 19V18H82ZM119 19V18H118ZM117 19V20H118ZM155 19V18H154ZM177 19V17H176ZM185 19V18H184ZM189 19V18H188ZM191 19V18H190ZM189 19V20H190ZM207 19V18H205ZM216 19V20H217ZM235 19V18H234ZM243 19V17H242ZM246 19V18H245ZM264 19V18H263ZM28 20H30L29 22V25L28 27H26L25 29V33H26V36H28V42H27V47H29L30 49L28 50L27 48V51H30V56L32 58V61H34L35 63H33V65L35 64L36 65H40L42 68V71L45 67V70H46V67L48 66V62L50 63V65H52V68H54V72H55V67L56 69H58L59 67L57 66V58L55 59L54 57V51L53 49H51V47H54V46H51L52 43L50 42H54V40L50 41L49 39V42L47 41V36L45 35L46 39L44 38L43 36V31L41 32L42 28H40L43 24V22H41V26L39 24H37L35 21V18L32 17V16H28ZM38 20V19H37ZM79 21V19H76ZM99 21V23L96 22ZM157 20V19H156ZM159 20V22H160ZM202 20L203 17H202ZM209 20V18L207 19ZM216 20L214 21V18H213V22L216 23ZM225 20V19H223ZM232 20H233V16H232ZM248 20V19H247ZM252 20V19H251ZM262 20V19H261ZM48 22V20H45ZM124 21V20H123ZM131 21V22H130ZM187 21V20H186ZM191 21V20H190ZM219 21V19L217 20V22ZM226 21V20H225ZM235 21V20H234ZM243 21V20H242ZM250 21V20H249ZM6 22V21H5ZM4 22V23H5ZM25 22V21H24ZM28 22V21H27ZM46 22V23H47ZM62 22V23H61ZM77 22V21H76ZM122 22V21H121ZM148 22L146 24H148ZM157 22V21H156ZM210 22V21H209ZM221 23V21H219ZM229 22V21H228ZM233 22V21H232ZM237 22V20H236ZM246 22V20L244 21ZM254 22V21H253ZM3 23V24H4ZM22 23V22H21ZM39 23V22H38ZM50 23L48 24H45L46 25H49ZM118 23V24H119ZM155 23V22H153ZM164 23H165V26H164ZM212 23V22H210ZM214 23V24H215ZM219 23V24H220ZM227 22H225L226 24ZM231 23V21H230ZM234 23V22H233ZM237 23H240V22H237ZM259 23V22H258ZM10 24V23H9ZM97 24V25H96ZM129 24V26H128ZM203 24H205L203 22ZM212 27H209L210 28H213L214 26L217 25V27L219 26L217 23ZM224 24V23H223ZM222 24V26H223ZM229 24V23H228ZM248 24V23H247ZM122 27L123 23L117 25V26H120ZM149 25V24H148ZM151 25V24H150ZM149 25V26H150ZM155 25V24H154ZM227 25V24H226ZM230 25V24H229ZM234 25V24H232ZM252 25V24H251ZM263 25V24H262ZM2 26V25H1ZM24 26V25H23ZM78 26V27H77ZM99 26V27H98ZM152 26V25H151ZM156 26V25H155ZM174 29H178V31L180 30L181 32H178L177 33H180L178 37H180V35H182L181 38H178L176 37L178 34L176 33L173 38V33L171 34V31H175L174 29L172 30V27ZM207 26V27H208ZM228 26V25H227ZM226 26V27H227ZM248 26V25H247ZM261 26V25H260ZM259 26V27H260ZM264 26V25H263ZM5 27V26H4ZM9 27V25H8ZM53 27V26H52ZM160 27H162V25L160 24ZM221 27V26H220ZM229 27V26H228ZM233 27V26H232ZM239 27V26H238ZM243 27V26H241ZM246 27V26H245ZM244 27V29H245ZM256 27V26H255ZM16 28V27H15ZM47 28V27H46ZM45 28V29H46ZM204 28V29H205ZM223 28V27H222ZM247 28V27H246ZM4 29V28H3ZM18 29V28H17ZM98 29V30H96ZM113 31H112V30ZM149 29H154L153 28H149ZM215 29V27H214ZM230 29V28H229ZM233 29V28H232ZM264 29V28H263ZM44 30V29H43ZM69 30V33L68 31ZM135 30V31H134ZM142 30V29H141ZM159 30V29H157ZM156 30V31H157ZM163 30V29H161ZM164 30V31H165ZM171 30V31H170ZM211 30V29H209ZM217 30V29H216ZM2 31V30H0ZM20 31V30H19ZM23 31L24 33V30L22 29L21 32ZM51 31V30H50ZM73 31V33H72ZM112 31V32H111ZM140 31V30H139ZM147 31V30H146ZM150 31V30H149ZM153 31V30H152ZM154 30V32H156ZM202 31V32H201ZM249 31V30H248ZM17 32V31H16ZM48 32V31H47ZM97 32V39L96 37H93V35H95V33ZM158 32V31H157ZM252 33H254L253 31H251ZM256 32V30H255ZM46 33V32H44ZM51 33V32H50ZM99 33V35H98ZM117 32H115L114 34H116ZM127 33V34H126ZM150 33H153V32H149ZM159 33V32H158ZM163 33V32H162ZM182 33V34H181ZM208 33V34H206ZM219 33H221L219 31ZM252 33H251V36H252ZM9 34V33H8ZM22 34V33H20ZM139 34V35H140ZM165 34V32H164ZM222 34V33H221ZM259 34V33H258ZM258 34H257V38L258 39ZM263 34V33H262ZM16 35V34H15ZM120 35V34H119ZM261 35V34H260ZM6 36V35H4ZM121 36V35H120ZM220 36V35H219ZM254 36V35H253ZM23 37V36H21ZM91 37V38H90ZM116 37V38H114ZM164 37L167 38V40L165 39L164 40ZM261 37V36H260ZM155 40H154V39ZM262 38V37H261ZM92 39V41H95L96 42H99V44L97 45V47L102 48V50L104 48H106L104 51H100V53L104 55L107 54V59L109 57L108 60H106V56H105V59L106 61H100V60H103L102 57L99 58V62H97L95 59L93 58H96L97 55H94L96 57L93 56V58H91V61H93V63L91 64V61L90 63L88 62L89 66H86V64L84 63L85 61H83L82 57L81 56H84L83 54L86 55V53H88L89 51H92L91 49L89 50V48H91L90 46L87 47V41L88 43L90 42L89 40ZM138 39V38H136ZM5 40V39H4ZM25 40V39H24ZM142 40V39H141ZM252 40V41H251ZM92 41L90 43H92ZM95 41L93 42L94 45H95ZM125 43L126 47H135L136 44H138V46L144 44L143 46L144 47H149L150 50H151V53H149V55L147 57H145L146 59H148V61H146V63H148L147 67H150L151 71L156 73L157 75H162L161 77L163 78H166L171 80L173 79L176 83H179L181 85L179 91L175 92V90H171L170 94H169V98L167 99H163V101L161 100H153L152 98L153 97H150V95H152V93H150V89L152 88V79H149V77L147 75H149L150 72H148L149 68L147 69L145 66V70L142 66H135V67H132L130 66V64L128 63L127 65L124 63L126 61H128L127 59H125L126 61H124L123 63L127 66L125 67V65L120 68H115L118 69L113 76H111V80H108L111 82V84L113 83V81L115 82L114 86L109 88L108 90H106L107 88H105L106 86H109L107 84H110V83H107L106 86L104 87V84L103 86H100V84L98 83V80L100 82V77H98V75L96 73H100L99 71L96 72V73H93L96 74V75H90L89 73L90 72H94V70H99L97 69L98 65H100V67L98 68H103L104 69H107V70H104V71H107L108 73L111 71L110 68L113 66V64H117L115 63V61H117L118 58H121L119 57V55H121L120 51H121V47L122 46H125L123 44H121L122 42ZM137 41V40H136ZM258 42V41H256ZM20 43V42H19ZM89 43V44H90ZM184 43V44H182ZM255 43V42H254ZM253 43V44H254ZM261 43V42H260ZM88 44V45H89ZM97 44V43H96ZM185 44L187 45V48L188 50H183L184 48L183 47H186ZM261 44H264L261 43ZM259 44V45H261ZM14 45V44H13ZM257 45V43H256ZM1 46V45H0ZM19 46V45H18ZM25 46V45H24ZM142 46V47H143ZM50 47V48H49ZM104 47V48H103ZM137 47V46H136ZM258 47V46H257ZM260 47V46H259ZM94 48V47H93ZM96 48V47H95ZM252 48V47H251ZM261 48V47H260ZM126 49V48H124ZM123 49V51H124ZM128 49V48H127ZM131 49V48H129ZM128 49V50H129ZM262 49L264 50V46H262ZM58 50V48H56V51ZM251 50L253 49H250L249 50V57H250V52ZM257 51V48L254 49ZM253 50V51H254ZM260 50V49H259ZM258 50V51H259ZM2 51V50H0ZM31 51H32V55H34V60H33V57L31 55ZM220 51L223 53V56L224 59H226V61L230 58V62L231 64H234V62L236 61V63L230 68V66L228 68H230V74L229 76L227 75V73L229 72V70H227V64H226V67L225 66H221L220 62L222 63V61L224 62L225 60H222L223 59V56L221 61H219L218 63V58L217 60L215 59L214 60V57L217 56L216 54L217 53H220ZM257 51V52H258ZM86 52V53H85ZM245 52V53H244ZM247 52V53H246ZM255 52V51H254ZM261 52H263L261 50ZM261 52L259 51V53H256L255 55L259 54V56L257 55V57L260 59H263L261 57ZM1 53V52H0ZM98 53V56H102V54ZM120 53V54H119ZM244 53V54H242ZM89 54H91V52H89ZM221 54V53H220ZM241 57H244V58H240L238 55H241ZM253 54V53H252ZM77 55V56H76ZM125 55V54H124ZM124 55H123V58H124ZM127 55V54H126ZM262 55L264 56V52L262 53ZM29 56V57H30ZM63 56V55H62ZM122 56V55H121ZM166 56V58L164 57ZM252 56V55H251ZM2 57V56H1ZM88 57V58H89ZM219 57V56H218ZM239 57V58H238ZM257 57L254 56V59H256ZM30 58V60H31ZM122 58V60H123ZM165 58V63H163V60ZM253 58V57H252ZM116 59V60H115ZM247 59V58H246ZM245 59V60H246ZM57 60V61H56ZM90 60V59H89ZM144 60V59H143ZM162 60V61H161ZM241 60V61H242ZM245 63H248L249 61H245ZM251 60V59H250ZM257 60V59H256ZM259 60V59H258ZM257 60V61H258ZM60 61V60H59ZM256 61V63H257ZM264 61V60H263ZM114 62V63H112ZM129 62V61H128ZM233 62V63H232ZM238 62V63H237ZM253 62V59L251 60V62L249 63H252ZM31 63V61L29 62ZM31 63V65H32ZM122 64V62H119ZM127 63V62H126ZM144 63V62H143ZM150 63V64H149ZM254 63V62H253ZM262 63V61H261ZM59 64V63H58ZM91 64V65H90ZM142 64V63H141ZM145 64V63H144ZM224 63H222L223 65ZM36 66V67H39ZM49 65V66H50ZM65 65V64H64ZM71 65V66H70ZM132 65V64H131ZM150 65V66H149ZM225 65V64H224ZM249 65V64H248ZM253 65V64H251ZM256 65V64H255ZM260 65L258 66L259 70H260ZM264 65V64H263ZM35 66H33L34 70H35ZM54 66V67H53ZM118 66V65H117ZM236 66H235V70H236ZM245 66V65H244ZM243 66V67H244ZM250 66V65H249ZM32 67V66H31ZM58 67V68H57ZM67 67V66H66ZM116 67V66H115ZM224 67L226 68L225 71L224 70ZM246 67V66H245ZM248 67V66H247ZM257 67V66H256ZM32 68V69H33ZM40 68V67H39ZM144 70H143V69ZM237 68H241L240 65H238ZM250 67H248L249 69ZM252 68V67H251ZM250 68V70H252ZM38 69V68H37ZM109 69V71H108ZM113 69V68H112ZM180 69V72L179 70ZM243 69V68H242ZM247 69V68H245ZM255 71L256 68H253ZM40 70V69H38ZM53 70V69H52ZM92 70V71H90ZM130 70V71H129ZM253 70V71H254ZM264 70V69H263ZM37 71V70H36ZM42 71H39V72H42ZM59 71V70H58ZM69 71V72H70ZM188 71V72H187ZM192 71H196L198 73V71L201 73L199 74L200 76L201 75H204L202 78H204L203 80L199 79L200 77L198 76V74L196 75V77H198V80L199 82H202V84L200 85L199 82H195V79L197 81V78L194 77V75H192ZM246 71V70H244ZM252 71V73H253ZM43 75L45 77V71H43ZM47 72V71H46ZM50 72V71H48ZM112 74H113V71H111ZM110 72V74H111ZM130 72V77H128L129 73ZM148 73L145 74L144 73ZM249 73V70L246 71ZM261 72V71H260ZM105 73V72H104ZM125 73H128V75L126 76ZM234 73V72H233ZM247 73V74H248ZM251 73V74H252ZM257 73V72H256ZM264 73V71H263ZM41 74V73H40ZM39 74V76H40ZM51 74V73H50ZM60 74V73H59ZM66 75V77L64 76L63 77H59V76H63V75ZM73 74V75H72ZM196 74V73H195ZM42 75V74H41ZM47 73L46 76L47 78L51 75H49ZM102 75V74H101ZM104 75V74H103ZM207 75H210L207 77ZM53 76V75H52ZM51 76V79H53L55 76L52 78ZM100 76V74H99ZM106 76V75H105ZM108 76V75H107ZM193 76V77H192ZM251 76V77H250ZM156 77V76H155ZM154 77V78H155ZM211 77V78H209ZM228 77L230 78L231 77V81L229 79L228 80ZM264 77V76H262ZM261 77V78H262ZM0 78H2L0 76ZM63 78V79H62ZM101 78H104V76H101ZM131 78V79H130ZM151 78V77H150ZM157 78H160L157 76ZM194 78V79H193ZM227 78V80H226ZM3 79V78H2ZM50 79V78H49ZM109 79V77H108ZM104 80V79H103ZM103 80L101 79V82H103ZM151 80V81H150ZM164 80V81H166ZM201 80V81H200ZM4 81V80H3ZM51 81V80H50ZM48 81V83L50 82ZM2 82V81H1ZM262 84L264 85V79L262 80ZM104 83V82H103ZM196 85L199 84L200 86L198 87H201L202 86V90L200 91V88H199V91L197 89L196 92H194L195 90H191L194 86L193 85ZM102 84V83H101ZM164 85V83H163ZM75 86V87H74ZM49 87V85H48ZM178 87V85H177ZM47 89V88H46ZM148 89V91H147ZM49 90V89H48ZM153 90V89H152ZM50 91V90H49ZM126 93H125V92ZM223 91V93H222ZM50 92V93H51ZM127 94L129 92V94L126 96V98H124L123 96H125L124 94ZM149 92V93H148ZM152 92V91H151ZM192 92V93H191ZM122 93V95H121ZM219 94V99L218 97L215 96V94ZM260 93H262V95H260ZM154 94V93H153ZM187 94V96H186ZM122 96V98L124 100H122L121 97L119 96ZM261 96V97H257V96ZM217 99H216V98ZM255 98V99H254ZM119 99H121L122 102H118L120 101ZM256 99V100H257ZM118 100V101H117ZM262 100V99H261ZM99 101H101V104L99 103ZM256 104V106H253L255 105L254 103ZM262 102V101H261ZM3 103V102H2ZM99 103V104H97ZM260 103V102H259ZM4 104V103H3ZM97 106V110H95L96 106ZM261 104V103H260ZM4 106V105H3ZM264 106V105H262ZM1 107V105H0ZM20 107V105H19ZM202 108V112L205 113L206 115H203V113L201 112V115H196L199 111H195L196 113L194 114V118L191 117H186V116H180L178 114H181V111H183L182 113H185L184 110L186 111L188 109L189 112L191 111H194V110H197V108L199 109ZM255 107V108H254ZM260 107L258 109H260ZM147 108L149 110L151 109H158L160 111H171L173 115H176L178 117H175L174 119L177 121V124L173 125L174 122H170V127L168 129V132L171 136L173 137H177L176 142H175V145H167L165 146L163 143L165 142L164 139L160 138V135L158 136V131H157V128L156 129H152L151 128V125L153 124V122H155V120H158L156 121L157 123H159L161 120V124L163 123L164 124V119H162V117H159V118H155L150 111L147 110ZM20 110V109H18ZM136 113V114H135ZM167 113V112H166ZM192 113V112H191ZM194 113V112H193ZM200 114V113H198ZM5 115V114H4ZM8 115V113H7ZM139 117V121H138V118L136 117ZM182 115V114H181ZM184 115V114H183ZM185 115H189V114H185ZM196 115V117H195ZM3 116V114H2ZM223 118L221 119L220 118ZM264 116V115H263ZM8 117V116H7ZM186 117V118H185ZM220 120H218L219 118ZM64 118V119H65ZM83 118V117H82ZM85 119V120H86ZM106 119H110L112 122H107ZM72 120V119H71ZM173 120V121H175ZM221 120H223V123H222V126L219 125L218 122H220ZM8 121V120H6ZM66 121V120H65ZM77 121V122H78ZM80 121V122H81ZM114 121V122H113ZM135 121V120H133ZM132 121V122H133ZM262 121V119H260V122ZM1 122V121H0ZM108 124H107V123ZM256 122V123H255ZM259 122V123H260ZM263 122V121H262ZM3 123V122H2ZM79 123V122H78ZM172 123V125H171ZM176 123V122H175ZM217 123V124H216ZM1 124V123H0ZM9 124V123H8ZM76 124V123H75ZM90 124V125H88ZM134 124V123H133ZM160 124V123H159ZM160 124V126H162ZM194 124V125H192ZM221 124V122H220ZM262 124V123H260ZM264 124V123H263ZM7 125V124H6ZM117 125V124H115ZM154 125V124H153ZM152 127H155L153 126ZM157 125V124H156ZM259 126V124H256ZM3 126V125H2ZM114 126V125H113ZM120 126L117 127L118 129H120ZM160 126H158L159 128H161ZM5 127V126H4ZM8 127V126H7ZM157 127V126H156ZM220 128V129H217V128ZM130 128V127H129ZM158 128V129H159ZM233 128V129H232ZM236 128L238 130H236ZM2 130L4 129L3 127L1 128ZM0 129V131H1ZM163 126H162V129L163 130ZM8 130V129H7ZM6 130V132H7ZM77 130V129H76ZM156 130V131H154ZM161 130L159 131V133L161 132ZM240 130V131H239ZM43 131V130H42ZM164 131V130H163ZM114 132V133H113ZM4 133V131H3ZM40 133V132H39ZM6 134V133H5ZM8 134V133H7ZM6 134V135H7ZM1 135V134H0ZM163 135V134H162ZM8 136V135H7ZM41 136V135H40ZM4 137V136H3ZM44 137V136H43ZM121 137V136H120ZM47 138V137H46ZM126 138V140H125ZM217 138V141H215L213 143L212 139H215L216 140ZM1 139V138H0ZM44 139V138H43ZM121 139H123L121 137ZM163 140V143L162 141L160 142V140ZM45 140V139H44ZM49 140V139H48ZM52 140V139H51ZM4 141V140H3ZM9 141V140H8ZM7 141V142H8ZM114 141H115V138H114ZM6 142V143H7ZM5 143V142H4ZM3 143V144H4ZM47 143V142H46ZM129 143V144H130ZM50 144V143H48ZM52 144V143H51ZM168 144V143H167ZM61 145V144H60ZM11 146V145H10ZM52 146V145H51ZM5 147V146H4ZM13 147V146H12ZM60 148V147H59ZM1 149V148H0ZM57 149V148H55ZM132 149V150H131ZM241 149V150H240ZM5 150V149H4ZM26 150V149H24ZM62 150V148H61ZM3 151V150H2ZM1 151V152H2ZM52 151V150H51ZM55 151V150H53ZM58 151V150H57ZM63 151V150H62ZM5 152V151H3ZM13 152V150H12ZM18 152V151H16ZM26 152V151H25ZM29 153V152H28ZM212 153V154H211ZM222 153V154H223ZM4 154V153H3ZM6 154V152H5ZM9 154V153H8ZM211 154V156L209 155ZM58 155V154H57ZM104 155V153H103ZM137 155V156H136ZM209 155V157H208ZM213 155V156H212ZM228 155V154H227ZM226 155V156H227ZM2 154L0 153V159L2 158L1 157ZM4 156V155H3ZM7 156V154H6ZM64 156V155H63ZM105 156V155H104ZM219 156V157H218ZM222 156V155H221ZM9 157V156H8ZM60 157V156H59ZM101 158V157H100ZM139 158V159H138ZM5 159V158H3ZM2 159V160H3ZM106 159V158H105ZM222 159V157H221ZM1 160V162H2ZM8 160V159H7ZM109 161V160H108ZM5 162V161H3ZM2 162V163H3ZM9 162V161H8ZM20 162V160H19ZM107 162V161H106ZM149 162V163H148ZM198 162H200L201 164H203V162L205 163V166L203 165V167H207V170L206 169H203L207 172V174H204V173H200V170L201 167L200 166V169H199V165H196ZM209 165H208V164ZM14 164V163H13ZM23 164V163H22ZM111 164V163H110ZM112 164V165H114ZM207 164V166H206ZM224 164V163H223ZM1 165V163H0ZM27 165V164H26ZM107 165V163H106ZM151 165V167H150ZM3 166V165H2ZM8 166V165H7ZM4 167V166H3ZM11 167V166H10ZM23 167V166H22ZM21 167V168H22ZM25 167V166H24ZM0 168H2L0 166ZM155 168V166H154ZM178 168H181L183 169V171H180V175L181 176H178L179 175V172H178ZM228 168V167H227ZM3 169V168H2ZM31 169V168H30ZM111 169V168H110ZM109 169V170H110ZM26 170V169H25ZM131 170V172H130ZM155 170V169H154ZM2 171V170H1ZM0 171V178L1 176L5 175V171L4 173L2 174ZM13 171V170H12ZM16 171V170H15ZM35 171V170H34ZM119 171V170H118ZM177 171V172H176ZM11 172V171H10ZM20 172V171H19ZM22 172V170H21ZM29 172V171H28ZM121 172V173H122ZM30 173V172H29ZM108 173V171H107ZM120 173V174H121ZM156 173V172H155ZM176 173L177 176L175 175ZM211 173V174H210ZM223 173V172H222ZM229 173V172H228ZM7 174V173H6ZM21 174V173H20ZM117 174V172H116ZM132 174V175H133ZM210 174V175H208ZM8 175V174H7ZM25 175V174H24ZM29 175V174H28ZM111 175V174H110ZM113 175V174H112ZM131 175V174H130ZM154 175V174H153ZM175 175V176H174ZM208 175V176H206ZM228 175V174H226ZM12 176V175H11ZM23 176V175H22ZM31 176V175H29ZM125 176V175H124ZM4 177H8V176H4ZM17 177V175H16ZM134 177V178H135ZM206 177V178H204ZM5 178V179H6ZM15 178V177H14ZM22 178V177H21ZM20 178V180H21ZM27 178V177H26ZM33 178V177H32ZM133 178V176H132ZM212 178H213V175H212ZM227 178V177H226ZM40 179V178H39ZM148 179V180H149ZM211 179V178H210ZM1 180H4V178L2 177L0 179ZM33 180V179H32ZM127 182L128 184L130 185V189H133L132 191L134 190H138V188L140 189V183H138V181H132L131 178L130 180L127 178ZM147 180V181H148ZM213 179H211L210 181H212ZM22 181V180H21ZM35 181V180H34ZM124 181V180H123ZM145 181V180H144ZM150 181V180H149ZM201 181V180H200ZM209 181V182H210ZM4 182V181H3ZM3 182H0V184L2 185ZM7 182V181H6ZM18 182V181H17ZM26 182V181H25ZM126 182V181H125ZM154 182V180H153ZM10 183V182H9ZM16 183V182H15ZM29 183V181H28ZM49 183V182H48ZM201 183V182H200ZM215 183V182H214ZM5 184L7 183H4V186ZM41 184V183H40ZM43 184V182H42ZM45 184V183H44ZM43 184V185H44ZM142 184V183H141ZM31 185V184H30ZM29 185V186H30ZM35 185V184H34ZM33 185V186H34ZM41 185L42 187H46V186H43ZM143 185V184H142ZM198 185V184H197ZM4 186H0V190L2 189L1 187L4 188ZM20 186V185H19ZM22 186V185H21ZM28 186V185H27ZM38 186V185H37ZM36 186V187H37ZM55 186V185H54ZM148 186V185H147ZM208 186V185H207ZM32 187V186H31ZM39 187V186H38ZM53 187V186H52ZM52 187H49V188H52ZM145 187V186H144ZM212 187V186H211ZM215 187V185H214ZM229 187V186H228ZM6 188V187H5ZM35 188V187H34ZM41 188V187H40ZM143 188V187H142ZM20 189V188H19ZM22 189V188H21ZM20 189V190H21ZM26 190L28 188H25ZM153 189V191H152ZM10 190V189H9ZM41 190V189H40ZM39 190V191H40ZM56 190V189H55ZM202 190V189H201ZM3 191H6V190H3ZM14 191V190H13ZM17 191V190H16ZM29 191V190H28ZM37 191V190H36ZM35 191V192H36ZM129 191V189H128ZM173 191V190H172ZM171 191V192H172ZM173 191V193H174ZM207 191V190H206ZM43 192V190H42ZM46 192V191H45ZM140 192V191H139ZM146 192V191H145ZM0 193H2V190L0 191ZM9 193V192H8ZM34 193V192H33ZM57 193V192H56ZM134 193V192H133ZM147 193V192H146ZM4 194V193H2ZM6 194V193H5ZM21 194H24V193H21ZM29 194V193H28ZM137 194V193H136ZM139 194V193H138ZM177 194V193H176ZM189 194V195H188ZM228 194V192H227ZM1 195V194H0ZM8 195V194H7ZM51 195V194H50ZM54 195V194H53ZM149 195V194H148ZM173 195V194H172ZM178 194L176 196H179ZM188 195V196H187ZM34 196H37V195H34ZM41 195H39L40 197ZM59 196V195H58ZM112 196V195H111ZM152 196V195H151ZM154 196V195H153ZM4 197V196H3ZM26 197V196H25ZM44 197V196H43ZM50 197V196H48ZM156 197V196H155ZM157 197V198H158ZM180 197V196H179ZM188 197V198H187ZM1 198V197H0ZM18 198V196H17ZM27 198V197H26ZM29 198V197H28ZM119 198V197H118ZM180 198V199H181ZM16 199V197H15ZM21 199V198H20ZM31 199V198H30ZM33 199V198H32ZM38 199V198H37ZM46 199V198H45ZM154 199V197H153ZM159 199V198H158ZM178 199V198H177ZM179 199V200H180ZM195 199V198H194ZM203 199V198H202ZM207 199V198H206ZM19 200V199H18ZM23 200V199H22ZM21 200V201H22ZM34 200V199H33ZM39 200V199H38ZM151 200V199H150ZM162 200V199H160ZM159 200V201H160ZM176 200V199H175ZM8 201V200H7ZM11 201V200H10ZM9 201V203H10ZM20 201V200H19ZM27 201V200H26ZM116 201V200H115ZM189 201H191V197L189 199ZM188 201V202H189ZM12 202V201H11ZM43 202V200H42ZM183 202V201H182ZM187 202V203H188ZM6 203V202H5ZM38 203V202H37ZM40 203V202H39ZM186 203V204H187ZM195 203V202H194ZM4 204V203H3ZM30 204H31V201H30ZM41 204V203H40ZM54 204V202H53ZM58 204V203H57ZM130 204V202H129ZM202 204V203H201ZM1 205V204H0ZM24 205V204H23ZM48 204H46L47 206ZM50 205V204H49ZM66 205V204H65ZM115 205V203H114ZM127 205V204H126ZM136 205V204H135ZM166 205V204H165ZM17 206V205H16ZM39 206V204L37 205ZM52 206V205H51ZM59 206V205H58ZM57 206V207H58ZM122 206V205H120ZM144 206V205H143ZM257 206V204H256ZM260 206V205H259ZM2 206H0L1 208ZM12 207V206H11ZM36 207V206H35ZM56 207V206H55ZM61 207V206H60ZM64 207V206H63ZM133 207V206H132ZM34 208V207H33ZM62 208V207H61ZM189 208V207H188ZM6 209V208H5ZM21 209V208H20ZM19 209V210H20ZM25 209V208H24ZM49 209V208H48ZM60 209V208H58ZM122 209V208H121ZM2 210V209H1ZM14 210V209H13ZM31 210V208H30ZM54 210V209H53ZM51 210V211H53ZM125 210V212H124ZM124 210H123V214L121 213V215H124L126 216L125 218H123L124 220L125 219H129V220H133V218L135 217H132L131 215V212L128 211L127 209H125L124 207ZM133 210V209H132ZM27 211V210H26ZM35 211V210H34ZM39 211V210H38ZM45 211V210H44ZM50 211V212H51ZM67 211V210H66ZM152 211V210H151ZM2 212V213H1ZM0 212V219L2 218V214L5 212L4 210ZM7 212V211H6ZM17 212V211H16ZM25 212V211H24ZM40 212V211H39ZM48 212V211H46ZM54 212V211H53ZM70 212V211H69ZM138 212V211H137ZM23 213V212H22ZM62 213V212H61ZM64 213V211H63ZM120 214V212H118ZM133 213V212H132ZM5 214V213H4ZM42 214V213H41ZM137 214V213H136ZM135 214V215H136ZM153 214V213H152ZM34 215V214H33ZM64 215V214H63ZM138 215V214H137ZM136 215V216H137ZM156 215V214H155ZM6 216V215H4ZM17 216V215H16ZM30 216V215H29ZM62 216V215H61ZM123 216V217H124ZM154 216V215H153ZM9 217V216H8ZM12 217V216H11ZM148 217V216H147ZM4 218V217H3ZM16 218V217H15ZM63 218V217H62ZM149 218V217H148ZM43 219V218H42ZM140 219V218H138ZM6 220V219H5ZM122 220V219H120ZM125 220V221H127ZM135 220V218H134ZM133 220V221H134ZM137 220V219H136ZM150 220V219H149ZM155 220V219H154ZM163 220V219H162ZM0 221H3L2 219ZM57 221V220H56ZM65 221V220H64ZM132 221V222H133ZM159 221V219H158ZM129 222V221H128ZM151 223L149 224V226H152L154 222L150 221ZM165 222V221H163ZM171 222V221H170ZM204 222V220H203ZM131 223V221H130ZM144 223V222H143ZM142 223V224H143ZM162 223V222H161ZM32 224V223H31ZM39 224V223H38ZM77 224V223H76ZM135 224V223H134ZM145 224V223H144ZM157 224V222H156ZM190 224V223H189ZM24 225V224H23ZM126 225V224H125ZM124 225V226H125ZM155 225V223H154ZM165 225V224H164ZM42 225H40L41 227ZM58 226V225H57ZM121 226V225H120ZM129 226V225H127ZM126 226V227H127ZM131 226V225H130ZM134 226V225H133ZM137 226V225H135ZM134 226V227H135ZM1 227V226H0ZM60 227V226H59ZM153 227V226H152ZM223 227V226H222ZM242 227V226H241ZM155 228V227H154ZM233 228V227H232ZM8 229V228H7ZM84 229V228H83ZM119 229V228H118ZM116 229V230H118ZM179 229V228H178ZM182 229V228H181ZM199 229V228H198ZM9 230V229H8ZM127 230V228H126ZM24 231V230H23ZM149 231V230H148ZM224 231V229H223ZM1 232V231H0ZM10 232V231H9ZM8 232V233H9ZM37 232V230H36ZM41 232V231H39ZM126 232V231H125ZM14 234V233H13ZM35 234V233H34ZM42 234V233H41ZM158 234V233H157ZM3 235V234H1ZM40 235V234H39ZM81 235V234H80ZM38 236V235H36ZM35 236V237H36ZM89 236V235H88ZM91 236V235H90ZM117 236V235H116ZM12 237V236H11ZM19 237V236H18ZM41 237V236H39ZM187 237V236H186ZM189 237V236H188ZM122 238V237H121ZM152 238V237H151ZM69 239V238H68ZM52 242V241H51ZM121 242V241H120ZM141 242V241H140ZM35 243V242H34ZM199 243V242H198ZM27 244V243H26ZM128 244V243H127ZM180 244V243H179ZM204 244V243H203ZM126 245V244H125ZM20 246V245H19ZM22 246V245H21ZM44 247V246H43ZM127 247V246H126ZM215 248V246H213ZM23 248V247H22ZM89 248V247H87ZM212 248V247H211ZM21 249V248H20ZM19 249V251H20ZM18 250V249H17ZM126 250V249H125ZM1 251V250H0ZM194 252H192V254H198L200 253V249L198 248H195L193 249ZM121 253V251H120ZM5 254V253H3ZM124 255V254H123ZM7 256V255H6ZM10 256V255H9ZM122 256V255H121ZM214 256L217 258L220 259L221 261V264H238L237 261H236V258L237 256H239V254H236V253H232V252H222V253H214ZM126 257V256H125ZM133 257V256H132ZM6 258V257H5ZM108 258V257H107ZM217 258V259H218ZM14 259V258H13ZM17 259V258H16ZM105 259V258H104ZM91 260L89 259V262ZM86 263V264H89ZM133 262V261H132ZM71 263V262H70ZM84 263V264H85ZM30 264V263H29ZM38 264V263H37ZM78 264V263H77ZM90 264H96L94 263L93 261H91ZM98 264H103V263H98ZM246 264V263H245ZM248 264V263H247Z\"/></svg>",
	"mask_w": 264,
	"mask_h": 264
}]
</instances>
